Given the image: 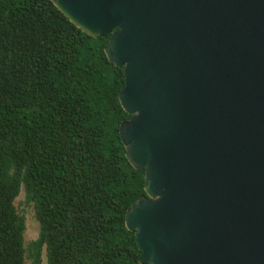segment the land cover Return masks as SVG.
<instances>
[{
	"label": "water",
	"instance_id": "95a60500",
	"mask_svg": "<svg viewBox=\"0 0 264 264\" xmlns=\"http://www.w3.org/2000/svg\"><path fill=\"white\" fill-rule=\"evenodd\" d=\"M109 35L148 264H264V0H51Z\"/></svg>",
	"mask_w": 264,
	"mask_h": 264
},
{
	"label": "trees",
	"instance_id": "16d2710c",
	"mask_svg": "<svg viewBox=\"0 0 264 264\" xmlns=\"http://www.w3.org/2000/svg\"><path fill=\"white\" fill-rule=\"evenodd\" d=\"M108 39L51 0H0V264H41L43 250L47 264H148L125 225L145 169L119 136L131 115ZM21 189L39 223L27 246Z\"/></svg>",
	"mask_w": 264,
	"mask_h": 264
},
{
	"label": "rangeland",
	"instance_id": "374dc122",
	"mask_svg": "<svg viewBox=\"0 0 264 264\" xmlns=\"http://www.w3.org/2000/svg\"><path fill=\"white\" fill-rule=\"evenodd\" d=\"M14 204L17 207L18 211L22 213L25 217V231H24V245L27 246L29 242L34 240L39 232V223L34 214V208L32 203H27L25 200V195L23 189L14 200ZM41 264H47L45 251H42L41 254ZM28 259L26 262L28 263Z\"/></svg>",
	"mask_w": 264,
	"mask_h": 264
}]
</instances>
